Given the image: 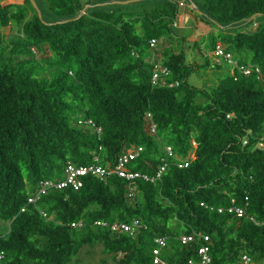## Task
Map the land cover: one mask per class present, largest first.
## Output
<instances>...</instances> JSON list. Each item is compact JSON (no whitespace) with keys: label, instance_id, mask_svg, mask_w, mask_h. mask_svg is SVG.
Returning <instances> with one entry per match:
<instances>
[{"label":"trees","instance_id":"16d2710c","mask_svg":"<svg viewBox=\"0 0 264 264\" xmlns=\"http://www.w3.org/2000/svg\"><path fill=\"white\" fill-rule=\"evenodd\" d=\"M35 1L58 20H72L42 21L30 0L0 3V27L20 31L8 43L0 33L2 263L72 264L83 247L100 244L112 259L100 264H153L154 240L165 236L161 258L188 264L205 242L183 244L180 237L200 231L209 236L210 264H237L243 254L264 264V25L255 24L264 0H156L135 15L92 4L77 19L81 0ZM190 1L212 29L193 43L206 51L202 63L188 61L187 36L175 31L181 3ZM218 43L261 76L232 73L230 63L213 59ZM46 48L50 63L43 65L35 51ZM158 63L169 74L154 85ZM208 68L226 72L209 88L189 82ZM147 113L155 134L147 130ZM85 119L101 132L79 124ZM137 147L132 169L154 176L164 160L167 168L160 179L137 180L132 198L127 180L87 175L79 190H50L27 204L40 181L62 178L67 162L90 164L99 155L108 165ZM232 198L246 205L243 217L217 210ZM134 218L142 223L135 236L111 229ZM100 219L108 226L96 225ZM78 221L83 225H71Z\"/></svg>","mask_w":264,"mask_h":264},{"label":"built area","instance_id":"2783aa9c","mask_svg":"<svg viewBox=\"0 0 264 264\" xmlns=\"http://www.w3.org/2000/svg\"><path fill=\"white\" fill-rule=\"evenodd\" d=\"M157 40L152 38L150 41V46L152 48L156 47ZM213 59L216 61H227L232 65V73L236 68H239L244 74H250L252 71H256L260 74V69L253 65H239L238 62L233 59L232 55L226 51L223 44L218 43L215 49L211 52ZM169 74V70L166 67H163L160 63L157 64L155 69L153 70V74L151 77V82L154 85L157 84H165L166 76ZM172 85V84H170ZM147 121V130L150 134H155L156 126L151 121L150 114L146 115ZM79 124H86L97 132H101V128L96 126L95 123L91 119L79 120ZM263 143H261L262 145ZM193 145H196V142H193ZM142 151V147H137L132 150L125 151L121 155L117 157V159L108 165H102L100 163V156L95 155L93 161L90 164H77L74 162H67L64 168L63 176L60 179H45L39 182L36 190L33 194L28 196L27 204L35 203L39 198L46 194L50 190H62L68 187H71L74 190H79L84 183L83 178L87 175H94L101 180L106 179L110 175H117L120 178L127 180V190L128 196L132 198L136 189V181L139 179L146 181H154L155 179H160L167 168V161L164 160V163L159 167L156 174L151 176L147 173L132 169L129 164L132 160L138 158ZM165 152L169 157L173 156V150L170 146L165 147ZM189 165V161H180L178 163L179 167H187ZM205 205L204 203H201ZM207 206V205H205ZM27 205L22 207L21 211L26 209ZM214 209V206L210 207ZM219 212L227 211L230 214H233L237 217H243L246 214V205L237 204L234 198L231 199L230 205L227 207H219L217 209ZM46 216V213H43ZM253 221L257 222L252 218ZM96 225L99 226H108V223L105 220H96ZM72 226H81L83 225L82 221L72 222ZM113 231H118L122 233H127L130 236H135L141 229L142 223L138 218H134L132 221L127 223H119L114 222L110 225ZM180 240L183 244H187L194 240H203L205 243L201 244L198 247V258L197 259H189L188 264H210L211 256L209 254V236L198 231H194L191 234L183 235L180 237ZM156 246L153 248V264H168L165 260H163L160 256L162 248L166 246L167 238L165 236H158L155 238ZM4 258V253L0 251V264ZM237 264H255L253 258L247 254H243L240 258V261Z\"/></svg>","mask_w":264,"mask_h":264},{"label":"rangeland","instance_id":"374dc122","mask_svg":"<svg viewBox=\"0 0 264 264\" xmlns=\"http://www.w3.org/2000/svg\"><path fill=\"white\" fill-rule=\"evenodd\" d=\"M8 0H0V3H4ZM11 2H18L20 4H24V0H10ZM82 3L89 5H98L101 4L105 9H115L116 14L120 12L131 13V15H135L138 13H142L144 11L150 10L156 0H81ZM127 2L129 3H116V2ZM189 3V2H188ZM190 4V3H189ZM42 13V18L45 22L47 20H55L60 21L59 16L54 15L51 11H49L48 6H43L39 8ZM256 26L264 25V16H259L255 19ZM248 28H252V25H249ZM212 30L210 26L201 22L195 15L192 10V4L188 5L186 2L181 3V12L178 15V23L175 31L178 35L187 36L186 42L183 44V49L187 54V58L189 62L194 63H202V52L206 53L205 49L200 50L193 47V43L195 41H199L203 36L207 35L208 32ZM0 33L5 40V43L20 34V31L15 25H8L6 27H0ZM176 42V41H175ZM177 43V42H176ZM166 45L168 43H165ZM50 52L46 48L42 51H35V59L40 62V64L48 65L50 63ZM154 58L157 62H160V53L156 50L154 51ZM32 66V65H31ZM226 72L223 70H213L208 68L205 71L196 70L189 78V82L196 86H206L207 88L211 87L216 83V75L224 74ZM50 71L41 72L42 76H48ZM106 258L109 263L112 262L110 256L106 255L102 251V246L100 244H96L93 247L85 246L79 252V254L75 257L72 264H100L101 260Z\"/></svg>","mask_w":264,"mask_h":264},{"label":"water","instance_id":"95a60500","mask_svg":"<svg viewBox=\"0 0 264 264\" xmlns=\"http://www.w3.org/2000/svg\"><path fill=\"white\" fill-rule=\"evenodd\" d=\"M31 1V3H32V5L34 6V8H35V10L37 11V13H38V16H39V18L42 20V21H44L43 20V18H42V13H41V10L39 9V7H38V5H37V3H36V1L35 0H30ZM138 1V0H137ZM130 1H127V2H116V3H129ZM190 3L192 4V2L190 1ZM90 6H92L91 4H89V5H85L84 6V8L81 10V12L79 13V15L77 16V17H75L74 19H77V18H79V17H81L83 14H85V12H86V10L90 7ZM192 8H194V9H196L197 11H198V8H196V6L194 5V4H192ZM259 14H254V15H252L251 17H249L248 18V21H251V20H253L255 17H257ZM72 19H66V20H60V21H58V22H55V23H63V22H68V21H71ZM55 23H48V24H50V25H52V24H55ZM219 25V24H218Z\"/></svg>","mask_w":264,"mask_h":264},{"label":"crops","instance_id":"0c3cea01","mask_svg":"<svg viewBox=\"0 0 264 264\" xmlns=\"http://www.w3.org/2000/svg\"><path fill=\"white\" fill-rule=\"evenodd\" d=\"M9 2H11L10 0H8Z\"/></svg>","mask_w":264,"mask_h":264}]
</instances>
